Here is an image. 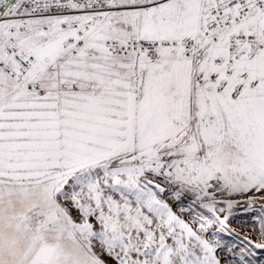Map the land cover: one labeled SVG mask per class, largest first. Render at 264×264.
Segmentation results:
<instances>
[{"label":"snow or ice","instance_id":"snow-or-ice-1","mask_svg":"<svg viewBox=\"0 0 264 264\" xmlns=\"http://www.w3.org/2000/svg\"><path fill=\"white\" fill-rule=\"evenodd\" d=\"M6 186L74 264H264V0H0Z\"/></svg>","mask_w":264,"mask_h":264},{"label":"clouds","instance_id":"clouds-1","mask_svg":"<svg viewBox=\"0 0 264 264\" xmlns=\"http://www.w3.org/2000/svg\"><path fill=\"white\" fill-rule=\"evenodd\" d=\"M20 189L6 186L0 189V264H32L39 248L44 245L51 252L53 264H74L75 250L65 233L53 235L36 233L21 223L33 205L42 203L39 189L29 190L27 196H17Z\"/></svg>","mask_w":264,"mask_h":264},{"label":"rangeland","instance_id":"rangeland-1","mask_svg":"<svg viewBox=\"0 0 264 264\" xmlns=\"http://www.w3.org/2000/svg\"><path fill=\"white\" fill-rule=\"evenodd\" d=\"M31 193L29 191H22V190H19L16 195L19 197V196H27V195H30Z\"/></svg>","mask_w":264,"mask_h":264}]
</instances>
